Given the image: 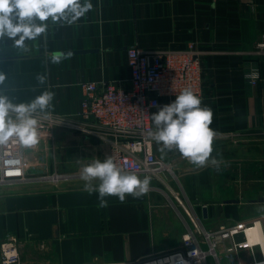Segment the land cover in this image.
I'll return each instance as SVG.
<instances>
[{
	"label": "crops",
	"instance_id": "0c3cea01",
	"mask_svg": "<svg viewBox=\"0 0 264 264\" xmlns=\"http://www.w3.org/2000/svg\"><path fill=\"white\" fill-rule=\"evenodd\" d=\"M91 3L93 8L73 25L49 21L46 34L26 41L29 51L0 39L5 77L0 96L27 103L49 90L55 93L50 112L76 117L82 83L117 81L129 87L128 46L178 50L195 44L205 68L201 106L212 110L211 157L218 166L195 167L178 151L163 152L154 142L157 156L173 166L174 184L153 183L143 196L128 195L124 202L106 197L107 206L100 207L98 194L84 191L80 178L54 181L48 175L80 173L92 158L111 156L109 143L93 132L54 127L26 150L28 172L35 176L0 185V242L6 234L16 236L22 263L138 264L181 239L185 226L173 196L177 185L193 198L206 228L251 220L255 205L264 204V54L256 52L264 32V0ZM55 51L68 58L52 63L49 54ZM252 62L262 73L256 86L243 76ZM37 74L47 75L46 85L38 84ZM231 199L237 201L226 202ZM260 231L258 224L249 237Z\"/></svg>",
	"mask_w": 264,
	"mask_h": 264
},
{
	"label": "built area",
	"instance_id": "2783aa9c",
	"mask_svg": "<svg viewBox=\"0 0 264 264\" xmlns=\"http://www.w3.org/2000/svg\"><path fill=\"white\" fill-rule=\"evenodd\" d=\"M256 52L264 54V32ZM127 56L131 73L129 87L117 81L82 83L84 96L76 117L50 112L44 119L42 113L36 114L41 120V136L50 134L57 126L93 132L109 143L111 157L122 170L134 172L141 179L150 177L149 189L158 183L168 186V174L174 178L177 175L170 162L157 156L154 142L147 135L152 127L151 112L163 103L172 102L184 88H191L200 98L204 97L203 58L195 44L178 50L148 49L132 44L127 48ZM261 74L260 66L253 62L243 72L251 86L258 85ZM26 150L14 141L0 147V185L25 182L35 176L28 172ZM48 176L58 181L80 178V173ZM173 196L185 226L179 243L160 255L139 259L138 264H211L209 257L213 264H257L264 259L261 217L223 222L216 229H210L203 224L193 201L179 192H173ZM257 224L262 234L253 241L249 231ZM19 244L16 236L5 235L0 242V264H34L22 263Z\"/></svg>",
	"mask_w": 264,
	"mask_h": 264
},
{
	"label": "clouds",
	"instance_id": "9594fccd",
	"mask_svg": "<svg viewBox=\"0 0 264 264\" xmlns=\"http://www.w3.org/2000/svg\"><path fill=\"white\" fill-rule=\"evenodd\" d=\"M92 8L91 0H0V39L7 37L14 47L29 51L26 41H37L46 34L49 21L73 25ZM67 58L58 51L49 54L54 64ZM4 79L0 74V82ZM36 80L46 85L47 75L37 74ZM54 96V92L44 90L27 103H13L7 96H0V147L14 141L25 149L35 148L41 138V120L36 114L42 113L47 119ZM201 105V98L191 88H184L172 102L151 114L152 127L147 135L161 151H178L195 167L218 166L217 159L211 157L216 135L210 127L212 110ZM80 180L84 191L98 194L100 207L107 206L106 197L110 196L121 202L128 195L139 198L148 192L151 182L150 177L141 179L134 172L122 170L111 156L92 158L80 169Z\"/></svg>",
	"mask_w": 264,
	"mask_h": 264
},
{
	"label": "rangeland",
	"instance_id": "374dc122",
	"mask_svg": "<svg viewBox=\"0 0 264 264\" xmlns=\"http://www.w3.org/2000/svg\"><path fill=\"white\" fill-rule=\"evenodd\" d=\"M169 178H170V182H172V184H174V181L173 179H177V178H174L172 174H168ZM171 176V177H170ZM174 187V186H173ZM176 192H179L181 194V196H184L186 198H189L191 201H193L188 194H186L184 191L182 193V191L179 189L178 185H177V188H176ZM175 199V198H174ZM175 201L177 202V200L175 199ZM178 204V203H177ZM256 206V210H253V212H251L253 215V218H256V217H264V204L263 203H259ZM251 218V219H253ZM247 221V220H246ZM250 232V231H249ZM254 237V236H253ZM209 261L211 262V264H213V259L212 257H209Z\"/></svg>",
	"mask_w": 264,
	"mask_h": 264
},
{
	"label": "water",
	"instance_id": "95a60500",
	"mask_svg": "<svg viewBox=\"0 0 264 264\" xmlns=\"http://www.w3.org/2000/svg\"><path fill=\"white\" fill-rule=\"evenodd\" d=\"M236 199H231V200H226V202H236ZM203 216L204 218H206L208 216V208L207 206L203 207Z\"/></svg>",
	"mask_w": 264,
	"mask_h": 264
},
{
	"label": "bare ground",
	"instance_id": "6f19581e",
	"mask_svg": "<svg viewBox=\"0 0 264 264\" xmlns=\"http://www.w3.org/2000/svg\"><path fill=\"white\" fill-rule=\"evenodd\" d=\"M257 225H258V224H257ZM255 227L257 228V226H255ZM255 227H254V228H252V229H254V230H255V229H256ZM261 234H262V233H261V231H260V232H259V234H258L257 236L253 237L252 239H251L250 237H249V238H250L251 240H253V241H254V240H256V239L260 238ZM261 261H264V259H262V260L258 261V262H257V264H258L259 262H261Z\"/></svg>",
	"mask_w": 264,
	"mask_h": 264
}]
</instances>
